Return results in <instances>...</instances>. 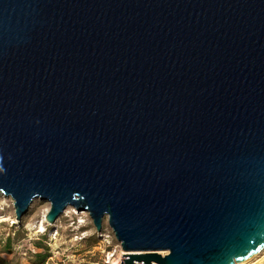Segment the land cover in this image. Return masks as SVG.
<instances>
[{"label": "water", "instance_id": "obj_1", "mask_svg": "<svg viewBox=\"0 0 264 264\" xmlns=\"http://www.w3.org/2000/svg\"><path fill=\"white\" fill-rule=\"evenodd\" d=\"M2 197L107 219L121 264L254 257L264 0H0Z\"/></svg>", "mask_w": 264, "mask_h": 264}, {"label": "rangeland", "instance_id": "obj_2", "mask_svg": "<svg viewBox=\"0 0 264 264\" xmlns=\"http://www.w3.org/2000/svg\"><path fill=\"white\" fill-rule=\"evenodd\" d=\"M1 204L0 264H42L37 262L36 254L45 249H38L37 242H43L51 255L43 264H121L128 257L123 256L122 245L107 219L99 232L88 212L76 213L69 207L57 223L46 222L47 230L41 232L39 221L50 209L49 202L35 200L22 222L17 221L10 199L1 198ZM9 236L14 237L15 243L11 254L3 252ZM252 264H264V251Z\"/></svg>", "mask_w": 264, "mask_h": 264}, {"label": "trees", "instance_id": "obj_3", "mask_svg": "<svg viewBox=\"0 0 264 264\" xmlns=\"http://www.w3.org/2000/svg\"><path fill=\"white\" fill-rule=\"evenodd\" d=\"M48 225V224H46ZM14 237L12 236H9L7 239H6V242H5V245H4V250L3 252H6V253H13V249H14ZM37 248L38 249H45L44 251L45 252H39L36 254V257H37V262L38 263H45L47 261V259L51 256L50 253H49V250L47 248V246H45L43 244V242H37Z\"/></svg>", "mask_w": 264, "mask_h": 264}, {"label": "bare ground", "instance_id": "obj_4", "mask_svg": "<svg viewBox=\"0 0 264 264\" xmlns=\"http://www.w3.org/2000/svg\"><path fill=\"white\" fill-rule=\"evenodd\" d=\"M71 208H73V212H76V213H79V212H77L78 210L76 209V208H74V207H71ZM77 210V211H76ZM66 211V210H65ZM68 211V210H67ZM46 215V214H45ZM45 215H44V217H43V219L41 220V221H39L40 222V226H39V231H43V232H45L46 230H47V226H46V220H45ZM83 222V221H82ZM124 251V250H123ZM262 251H264V248L261 250V251H259L254 257H252L251 259H249V260H246V261H244V262H242V263H240V264H252V262H253V259L256 257V256H258ZM124 253H127V252H123V254ZM163 254H165V252H163ZM137 264H143V263H137Z\"/></svg>", "mask_w": 264, "mask_h": 264}, {"label": "built area", "instance_id": "obj_5", "mask_svg": "<svg viewBox=\"0 0 264 264\" xmlns=\"http://www.w3.org/2000/svg\"><path fill=\"white\" fill-rule=\"evenodd\" d=\"M2 198H6V197H2ZM8 199L11 200L12 206H14L13 200H12L11 198H8ZM0 207L3 208V204H1ZM14 208H15V206H14ZM15 212H16V210H15ZM47 212H48V211H47ZM46 214H47V213H46ZM45 216H46V215H45Z\"/></svg>", "mask_w": 264, "mask_h": 264}]
</instances>
